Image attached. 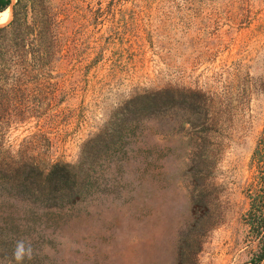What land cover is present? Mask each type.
<instances>
[{
  "label": "rangeland",
  "instance_id": "obj_1",
  "mask_svg": "<svg viewBox=\"0 0 264 264\" xmlns=\"http://www.w3.org/2000/svg\"><path fill=\"white\" fill-rule=\"evenodd\" d=\"M7 8L0 264H264V0Z\"/></svg>",
  "mask_w": 264,
  "mask_h": 264
},
{
  "label": "trees",
  "instance_id": "obj_2",
  "mask_svg": "<svg viewBox=\"0 0 264 264\" xmlns=\"http://www.w3.org/2000/svg\"><path fill=\"white\" fill-rule=\"evenodd\" d=\"M10 1L11 0H0V12L6 9ZM261 137L262 142H258L252 156V161L256 163L254 166L257 175L253 177L254 181L250 184L252 194L250 193L251 201L248 210V220L262 239L260 252L253 262L256 260L260 261L264 258V129ZM10 171H20V169H11Z\"/></svg>",
  "mask_w": 264,
  "mask_h": 264
},
{
  "label": "bare ground",
  "instance_id": "obj_3",
  "mask_svg": "<svg viewBox=\"0 0 264 264\" xmlns=\"http://www.w3.org/2000/svg\"><path fill=\"white\" fill-rule=\"evenodd\" d=\"M9 18V12L8 8L2 12H0V23H2L4 20H7Z\"/></svg>",
  "mask_w": 264,
  "mask_h": 264
},
{
  "label": "clouds",
  "instance_id": "obj_4",
  "mask_svg": "<svg viewBox=\"0 0 264 264\" xmlns=\"http://www.w3.org/2000/svg\"><path fill=\"white\" fill-rule=\"evenodd\" d=\"M22 257H17V259H21Z\"/></svg>",
  "mask_w": 264,
  "mask_h": 264
}]
</instances>
